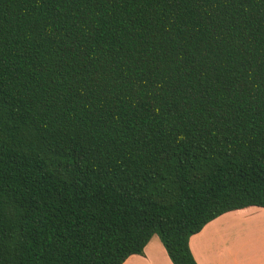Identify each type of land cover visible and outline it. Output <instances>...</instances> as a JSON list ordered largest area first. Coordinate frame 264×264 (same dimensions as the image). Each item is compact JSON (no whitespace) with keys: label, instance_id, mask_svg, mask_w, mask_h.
Instances as JSON below:
<instances>
[{"label":"trees","instance_id":"obj_1","mask_svg":"<svg viewBox=\"0 0 264 264\" xmlns=\"http://www.w3.org/2000/svg\"><path fill=\"white\" fill-rule=\"evenodd\" d=\"M264 209V0H0V264H172Z\"/></svg>","mask_w":264,"mask_h":264},{"label":"crops","instance_id":"obj_2","mask_svg":"<svg viewBox=\"0 0 264 264\" xmlns=\"http://www.w3.org/2000/svg\"><path fill=\"white\" fill-rule=\"evenodd\" d=\"M196 264H264V209L249 207L225 213L190 237ZM123 264H172L154 235L141 255Z\"/></svg>","mask_w":264,"mask_h":264}]
</instances>
